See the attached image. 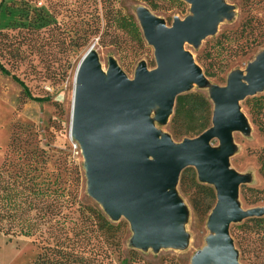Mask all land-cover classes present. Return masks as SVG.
<instances>
[{
    "label": "water",
    "instance_id": "95a60500",
    "mask_svg": "<svg viewBox=\"0 0 264 264\" xmlns=\"http://www.w3.org/2000/svg\"><path fill=\"white\" fill-rule=\"evenodd\" d=\"M185 1L191 13L172 24L145 5L137 8L144 37L154 48L152 68L141 60L129 76L113 57L104 68L94 44L87 49L74 77L71 135L81 145L89 194L112 220L129 221L132 245L157 250L186 243L182 223L188 210L177 187L182 170L193 166L200 181L214 186L216 202L208 217L213 233L191 264H243L231 224L263 215L264 207L241 205L240 186L249 175L232 167L230 156L236 148L233 132L250 130L241 101L264 88V52L245 73L233 70L225 85L211 86L209 127L180 141L162 133L155 120H170L177 95L210 83L185 42L198 46L233 9L225 0Z\"/></svg>",
    "mask_w": 264,
    "mask_h": 264
},
{
    "label": "rangeland",
    "instance_id": "374dc122",
    "mask_svg": "<svg viewBox=\"0 0 264 264\" xmlns=\"http://www.w3.org/2000/svg\"><path fill=\"white\" fill-rule=\"evenodd\" d=\"M225 1L233 5L232 14L220 20L217 31L203 38L198 46L185 42V47L193 53L204 72L206 69L211 72L207 75L208 85L200 87L194 84L190 90H199L208 96L212 85H225L233 70L245 73L249 62L264 52V37L261 35L257 38L261 40L259 43L254 40L246 42V38H242L241 44L226 46L217 40L220 32L232 34L240 29L249 15L246 0ZM150 3L157 6L156 9ZM140 5L147 6L168 24H172L175 17L183 18L191 13L190 4L185 0L182 3L179 0H0V26H4L1 28L4 35H0V59L27 83L33 95L50 96L45 101L33 100L17 81L0 71V168L8 153L10 161H17L18 151L13 153L10 148L14 137H19V150L44 147L53 154L51 167L56 161L68 171H78L81 198L84 201L94 200L101 207L88 192L81 145L71 135L74 77L82 55L92 44L104 68L108 66L110 57L115 58L129 76L134 74L141 60H145L149 68L156 65L153 46L146 39L141 44L127 30L118 28L115 19L117 14L123 13L132 15L139 23L137 8ZM28 6L44 7L54 16L53 23L41 29L5 25L18 19L22 15L20 8ZM252 11L263 17L264 3L255 6ZM254 95H264V88ZM243 102L241 105L250 130L233 132L236 148L230 156V164L240 173L249 175V180L243 183L248 189L246 199L241 189L239 191L241 205L244 208L264 207V192L259 191L264 188V176L259 171L256 155L264 148V131L254 122ZM259 122L264 124V110L260 113ZM155 124L162 133L171 134L175 141L181 140L170 132L169 121L161 123L155 120ZM212 143L218 145L219 140L213 139ZM177 189L188 210L182 223L187 234L186 243L182 246H161L157 250L135 247L131 243L133 232L130 223L122 217L119 220L126 222L128 231L121 249L115 250L112 255L114 264H123L126 260L129 264L192 263L193 256L207 244L208 236L213 233L208 227L210 212L196 210L189 195L181 192L179 186ZM245 219L233 222V230ZM3 223L8 226V222ZM4 235L5 241H0L2 263L32 264L39 251L35 238L20 234ZM133 248L139 251L136 260L132 259ZM250 255L256 261L254 254ZM239 259L247 264L240 257V250Z\"/></svg>",
    "mask_w": 264,
    "mask_h": 264
},
{
    "label": "trees",
    "instance_id": "16d2710c",
    "mask_svg": "<svg viewBox=\"0 0 264 264\" xmlns=\"http://www.w3.org/2000/svg\"><path fill=\"white\" fill-rule=\"evenodd\" d=\"M181 3L183 0H179ZM249 15L241 28L230 33L220 32L217 40L224 45L241 44L242 38L256 41L264 37V16L253 13V8L264 0H246ZM154 9L153 3H150ZM22 15L7 24L14 27L46 28L54 16L40 6L20 8ZM118 28L127 30L141 44L145 37L140 24L132 15L117 14ZM0 26V35L3 36ZM0 71L10 75L23 88L24 93L36 101L50 99L49 95L35 96L27 83L12 72L0 59ZM206 75L211 72L206 69ZM244 106L252 119L264 131L259 122L264 110V95L247 96ZM213 103L208 95L199 90L180 93L176 97L169 129L176 138L195 136L212 124ZM19 137H14L13 153L18 151L16 162L10 161L9 153L0 168V230L6 235L33 236L39 251L32 264H114L112 255L123 245L128 226L123 220L113 221L94 200L84 201L80 195V175L66 170L62 163L50 166L52 155L44 147L33 146L19 150ZM18 148V150L16 149ZM259 171L264 176V148L257 152ZM181 192L188 194L196 210L208 213L216 202L214 186L198 179L193 166L184 168L178 183ZM241 194L247 196V188L241 185ZM264 192V188L259 190ZM8 222L5 227L3 222ZM231 233L236 238L241 259L247 264H264V214L246 218ZM136 260L139 251L131 249ZM251 253L256 257L252 259ZM123 263V261H121ZM123 264H129L125 261Z\"/></svg>",
    "mask_w": 264,
    "mask_h": 264
},
{
    "label": "crops",
    "instance_id": "0c3cea01",
    "mask_svg": "<svg viewBox=\"0 0 264 264\" xmlns=\"http://www.w3.org/2000/svg\"><path fill=\"white\" fill-rule=\"evenodd\" d=\"M6 236L0 231V241H5ZM0 264H3L2 261L0 260Z\"/></svg>",
    "mask_w": 264,
    "mask_h": 264
}]
</instances>
